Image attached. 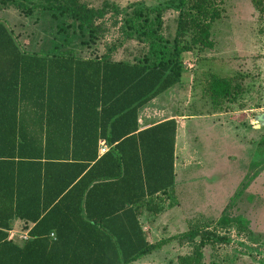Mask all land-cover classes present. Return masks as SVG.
Wrapping results in <instances>:
<instances>
[{
  "label": "trees",
  "instance_id": "obj_1",
  "mask_svg": "<svg viewBox=\"0 0 264 264\" xmlns=\"http://www.w3.org/2000/svg\"><path fill=\"white\" fill-rule=\"evenodd\" d=\"M42 1L0 0V7L56 12L90 38L110 14L120 17L122 38L100 58L28 52L0 20V264H131L167 241H148L139 216L154 217L177 205L176 121L140 129L138 112L181 82L186 21L200 27L199 38L211 48L209 23L197 19L218 14L209 8L211 0L153 6L134 1L122 8L109 0L98 7L83 0ZM247 1L262 11L261 0ZM168 9L178 12L172 39L160 32ZM127 40L143 44L144 52L133 60L109 57ZM244 79L242 73L207 68L197 85L201 97L217 100L243 93ZM100 139L108 146L103 154ZM256 176L240 182L217 220L221 227L248 223L228 209ZM15 219L27 230L25 240L8 238ZM177 238L191 246L177 264H226L205 262L203 252L207 244L225 243L226 235L196 228Z\"/></svg>",
  "mask_w": 264,
  "mask_h": 264
},
{
  "label": "rangeland",
  "instance_id": "obj_2",
  "mask_svg": "<svg viewBox=\"0 0 264 264\" xmlns=\"http://www.w3.org/2000/svg\"><path fill=\"white\" fill-rule=\"evenodd\" d=\"M83 1L98 7L103 0ZM109 1L122 8L134 1L153 6L165 0ZM261 5L258 12L247 0H211L209 8L218 16L207 14V19H197L209 23L211 48L199 38L200 27L186 21L181 82L143 106L181 115L180 139L187 154H183V165L174 177L177 205L154 217L147 212L139 216L148 241H167L135 264H177L178 256L191 250L190 244L177 236L196 228L227 236L225 243L204 246L205 262L264 264V122L256 121L259 114H264V0ZM119 18L106 15L97 37L90 38L72 19L56 12L37 7L25 14L0 7V20L9 26L24 51L84 59L102 57L111 44L121 40ZM177 25L178 12L168 9L162 13L160 32L164 37L172 39ZM144 50L143 44L127 40L110 51L109 57L133 60ZM207 68L220 75L245 74V91L217 100L201 97L198 79ZM161 118L155 116V120ZM254 172L257 176L228 209L230 216L240 215L248 223L243 226L231 222L221 227L217 220L223 208L243 178Z\"/></svg>",
  "mask_w": 264,
  "mask_h": 264
},
{
  "label": "crops",
  "instance_id": "obj_3",
  "mask_svg": "<svg viewBox=\"0 0 264 264\" xmlns=\"http://www.w3.org/2000/svg\"><path fill=\"white\" fill-rule=\"evenodd\" d=\"M154 100V99H153ZM151 100V101H153ZM148 106V105H147ZM156 115H162V118L159 120H155ZM181 115L179 113H175L171 110L168 109H159V110H154L153 108H146L143 107L142 109L139 110L138 112V122H139V127L140 129H144L154 123L169 119V118H174L176 121V132H175V143H174V177L175 175L181 170V166L183 165V154H187V147L181 141L180 139V131H181V122H179L178 118H180ZM175 185V182H174ZM22 222L18 219H15L12 224V228L15 231H27V230H22L21 229ZM137 261V260H136ZM132 262L131 264H135V262Z\"/></svg>",
  "mask_w": 264,
  "mask_h": 264
},
{
  "label": "built area",
  "instance_id": "obj_4",
  "mask_svg": "<svg viewBox=\"0 0 264 264\" xmlns=\"http://www.w3.org/2000/svg\"><path fill=\"white\" fill-rule=\"evenodd\" d=\"M108 149L107 144L103 139L98 140V153L103 154ZM50 236L53 237V233H50ZM8 238L16 239L18 241L25 240L27 238V231H15L10 229L8 231Z\"/></svg>",
  "mask_w": 264,
  "mask_h": 264
},
{
  "label": "water",
  "instance_id": "obj_5",
  "mask_svg": "<svg viewBox=\"0 0 264 264\" xmlns=\"http://www.w3.org/2000/svg\"><path fill=\"white\" fill-rule=\"evenodd\" d=\"M257 122H260V123H263L264 122V114L261 113L257 116V119H256Z\"/></svg>",
  "mask_w": 264,
  "mask_h": 264
}]
</instances>
